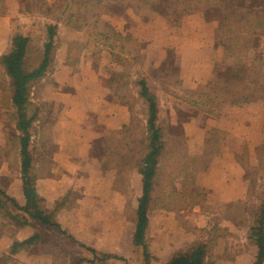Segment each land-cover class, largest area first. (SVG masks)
Instances as JSON below:
<instances>
[{
  "label": "crops",
  "instance_id": "obj_1",
  "mask_svg": "<svg viewBox=\"0 0 264 264\" xmlns=\"http://www.w3.org/2000/svg\"><path fill=\"white\" fill-rule=\"evenodd\" d=\"M55 1L0 0V55L16 33L42 48L46 25H56L53 64L29 86L25 172L53 225L17 209L11 216L23 214L22 225L0 215V264H146L133 242L148 135L138 79L156 97L161 135L149 263L203 242L208 264H254L250 232L264 208V34L256 28L264 0H200L188 11L176 0L137 11L135 0H59L58 13L46 14ZM13 110L0 94V197L23 207Z\"/></svg>",
  "mask_w": 264,
  "mask_h": 264
},
{
  "label": "trees",
  "instance_id": "obj_2",
  "mask_svg": "<svg viewBox=\"0 0 264 264\" xmlns=\"http://www.w3.org/2000/svg\"><path fill=\"white\" fill-rule=\"evenodd\" d=\"M157 1L158 0H135L134 3L130 4L135 10L136 7H142L149 3H156ZM199 1L200 0H176L182 11L193 9L194 6L197 5L196 2ZM51 7L61 9L59 0L55 1L50 7H47L45 11L46 14L51 13ZM229 10L234 11L233 8H229ZM256 17L258 18V24L260 26L259 31L264 34V13L259 12ZM46 29L47 41L42 48H34V46L30 45L27 36L16 33L11 36L8 49L0 55V68L2 69L0 73V92L3 96H7L14 106V110L9 113V118L15 121V126L19 131V134L14 133L13 137L18 140L17 143L22 157L21 170L24 177L23 192L26 197V204L23 207L16 206V204L6 196H3V198L0 197V215L2 217H6L7 215L11 216L13 210L17 209L22 213H27L32 218L38 219L44 224L53 225L52 222L49 221V214L44 213L37 205L38 198L35 194L33 184L30 179L25 176L29 161L26 150L29 139L28 126L31 122V118H27V103L30 97L29 86L31 81L49 71L54 61V50L56 46L53 36L55 34L56 25H46ZM260 65L264 67V60H261ZM260 77H262V82L257 90L264 94V76ZM137 83V90L146 104V129L148 135L144 140L145 153L142 156L143 164L140 168V172L143 175V193L138 200L136 209V228L133 242L143 249L146 264H151L149 263L150 254L147 249L145 235L148 226V211L151 206L149 192L152 187V179L156 174V154L161 145V135L159 127L156 126V97L147 87L145 80L138 79ZM1 195H3L2 190H0V196ZM260 213L258 225L254 226L250 232V235L256 240L258 245V253L254 264H260L264 257V229L261 225L264 219V208L261 209ZM11 218L18 226L22 225L25 219L23 214H18L17 217L11 216ZM35 240V236H32L22 242L14 243L13 247L19 249L31 244ZM207 252V246L203 242H195L185 250L175 253L165 264H208L206 257ZM108 257V255H104L101 258L105 260Z\"/></svg>",
  "mask_w": 264,
  "mask_h": 264
},
{
  "label": "rangeland",
  "instance_id": "obj_3",
  "mask_svg": "<svg viewBox=\"0 0 264 264\" xmlns=\"http://www.w3.org/2000/svg\"><path fill=\"white\" fill-rule=\"evenodd\" d=\"M43 10H45V9H43ZM50 11H51V13H53V14L55 15V14H57V13H58L59 9H57V8H55V7H54V8H51V9H50ZM259 12H261V11H258V13H259ZM261 13H264V12H261ZM256 28L259 30V29H260V26H259V25H257V27H256ZM256 64H258V63L256 62ZM260 64H261V63H260ZM258 65H259V64H258ZM0 94H1V93H0ZM1 97H3V95H2V94H1ZM154 262H155V261H154Z\"/></svg>",
  "mask_w": 264,
  "mask_h": 264
}]
</instances>
